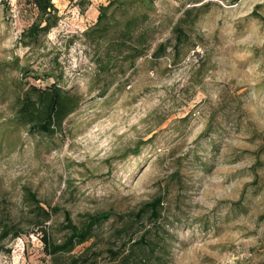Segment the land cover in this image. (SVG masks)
Listing matches in <instances>:
<instances>
[{
    "label": "rangeland",
    "instance_id": "rangeland-1",
    "mask_svg": "<svg viewBox=\"0 0 264 264\" xmlns=\"http://www.w3.org/2000/svg\"><path fill=\"white\" fill-rule=\"evenodd\" d=\"M108 1L81 11L53 0L57 24L25 45L34 6L0 0V218L22 230L0 240V264L50 263L27 189L51 211V241L64 238L66 213L78 224L113 213L73 250L92 243L98 264L148 227L160 241L150 255L166 264H264V0L202 6L178 52L171 26L200 2L152 0L150 49L105 75L94 61L102 48L83 31ZM159 42L166 54L154 59ZM54 80L77 108L53 135L28 131L18 95ZM157 196L159 220L135 221Z\"/></svg>",
    "mask_w": 264,
    "mask_h": 264
},
{
    "label": "trees",
    "instance_id": "trees-1",
    "mask_svg": "<svg viewBox=\"0 0 264 264\" xmlns=\"http://www.w3.org/2000/svg\"><path fill=\"white\" fill-rule=\"evenodd\" d=\"M35 8V18L31 24L21 33L23 44L36 41L42 34L47 33L55 26L59 19L58 9L53 0H29ZM74 2L84 11L91 0H67ZM201 1H203L201 3ZM223 4H235L238 0H196L198 5H192L183 10L181 17L171 26L175 43L173 48L178 52L179 45L186 42L189 37V30H192L194 22L199 14L204 11L202 6L211 2ZM153 6L152 0H109L106 4L98 6L96 21L83 31L85 41L101 47L97 51L94 61L99 73L105 75L113 74V69H123L124 62L133 66L136 59L146 54L150 49L152 39L151 30L145 22L148 19V10ZM195 10V11H194ZM167 44L159 42L151 52V57L157 59L166 54ZM109 82H105L100 89L102 95L108 88ZM20 105L15 111V116L27 130L35 133L53 135L60 130L62 122L73 112L78 105L76 95L63 90L56 80L45 87L29 85L18 95ZM27 196L34 206L36 214L31 218L43 233L47 254L51 256L49 264H98L97 251H91L92 243L87 245L83 251L74 253V248L89 241L94 236L95 227L103 220L113 215L110 211L88 213L80 224L73 222L69 215L65 214V236L59 241H51L48 232L43 226L49 220L51 211L47 210L30 190ZM162 205V197L157 196L151 201L145 202L131 215L135 221L147 215L146 221L153 224L159 220ZM52 210V209H51ZM146 228L137 238H130L127 245L121 242L115 249L107 248L111 254V261L106 264H166L162 259H153L152 254L160 242L146 239L150 232ZM22 230L15 224L4 222L0 218V240L12 239L21 234ZM8 248L0 244V250ZM105 264V263H104Z\"/></svg>",
    "mask_w": 264,
    "mask_h": 264
}]
</instances>
